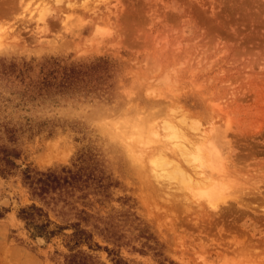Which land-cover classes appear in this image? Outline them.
<instances>
[{"label": "rangeland", "instance_id": "rangeland-1", "mask_svg": "<svg viewBox=\"0 0 264 264\" xmlns=\"http://www.w3.org/2000/svg\"><path fill=\"white\" fill-rule=\"evenodd\" d=\"M39 2L0 0V149L17 155L0 175V264H65L73 224L91 264H264V0H47L43 22ZM68 69L72 88L38 90ZM148 116L190 139L218 130L221 204L154 181L148 148L135 158L110 133ZM25 169L74 179L37 198ZM30 205L56 235L17 218Z\"/></svg>", "mask_w": 264, "mask_h": 264}, {"label": "bare ground", "instance_id": "bare-ground-1", "mask_svg": "<svg viewBox=\"0 0 264 264\" xmlns=\"http://www.w3.org/2000/svg\"><path fill=\"white\" fill-rule=\"evenodd\" d=\"M39 1L32 14L36 13L35 18L43 22L48 11V2ZM14 34L8 33L5 40H14L16 38L12 37ZM3 41L0 39V51L8 47ZM153 121V117L148 116L107 122L112 136L125 144L133 153V157L144 155L148 148L146 162L151 179L171 181L210 205L221 204L228 194L229 186L224 170L222 137L218 130L211 128L200 133L195 126H192L191 129L198 135L190 139L180 127L168 121L161 122L157 129L152 124ZM158 130L166 133L164 147L153 143L160 136ZM171 147L175 151L171 150ZM150 149L152 152H149Z\"/></svg>", "mask_w": 264, "mask_h": 264}, {"label": "trees", "instance_id": "trees-1", "mask_svg": "<svg viewBox=\"0 0 264 264\" xmlns=\"http://www.w3.org/2000/svg\"><path fill=\"white\" fill-rule=\"evenodd\" d=\"M93 68V67H91ZM84 73V72H83ZM85 74V73H84ZM83 76L80 70L68 69L63 70L62 76L60 77L59 81H55V78H52L50 81L47 79H43L40 84L38 90H48L49 87H53L58 92H64L66 89H70L74 86V81L79 79V76ZM74 80V81H73ZM10 132V131H7ZM17 155L13 151H9L7 149H0V175L4 176L7 175L8 172L14 168V164L11 158H16ZM65 173H69L66 171ZM64 176L62 178L56 176L53 173L45 172L39 173L34 172L31 173L28 169H25L22 172V180L23 183L27 186L30 191L31 196L37 198H43L44 196L48 195L49 193L54 192L55 190H60L64 186L69 185L70 183L68 180L73 181V177ZM3 215V211L0 209V218ZM17 218L20 219L25 223L26 226L33 227L36 230V233L40 237H53L56 235L55 231H47V226L50 224L47 220H44V215L41 213L39 208L30 205L26 208L20 209L17 215ZM72 233L67 235V245L69 255L65 259V264H91L89 257L84 255L81 252H74L72 253L73 249L79 247L80 245H86L90 247V234L87 233L85 230L80 229L77 224L70 225ZM56 229H60L56 227ZM95 246V245H94ZM98 248L97 246H95ZM107 253L109 251L105 249ZM118 261H114L116 264Z\"/></svg>", "mask_w": 264, "mask_h": 264}]
</instances>
